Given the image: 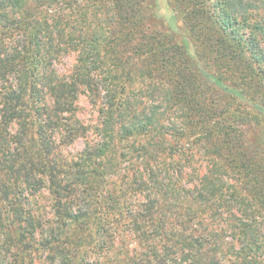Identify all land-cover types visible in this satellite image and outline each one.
Instances as JSON below:
<instances>
[{
  "label": "trees",
  "instance_id": "trees-1",
  "mask_svg": "<svg viewBox=\"0 0 264 264\" xmlns=\"http://www.w3.org/2000/svg\"><path fill=\"white\" fill-rule=\"evenodd\" d=\"M166 2L0 0V264H264V0Z\"/></svg>",
  "mask_w": 264,
  "mask_h": 264
},
{
  "label": "rangeland",
  "instance_id": "rangeland-1",
  "mask_svg": "<svg viewBox=\"0 0 264 264\" xmlns=\"http://www.w3.org/2000/svg\"><path fill=\"white\" fill-rule=\"evenodd\" d=\"M159 6L163 14H165V12L169 10L166 0H159ZM74 65L75 55L71 53L64 56L59 62H57L55 64V69L59 76L67 77L72 72ZM77 107V114L81 122L90 128L94 127L98 122V111L90 104L89 99L85 95L79 96ZM171 112L173 113V115L171 116L172 121L176 123L183 122V116H180L181 112L178 108L173 109ZM92 132L93 129H91V131L88 133L89 140L93 138ZM85 142L86 139H78L73 145L67 146V148L63 150L65 151V153L76 154L84 149Z\"/></svg>",
  "mask_w": 264,
  "mask_h": 264
}]
</instances>
